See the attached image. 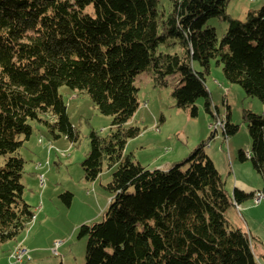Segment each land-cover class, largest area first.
I'll list each match as a JSON object with an SVG mask.
<instances>
[{"label":"trees","instance_id":"obj_1","mask_svg":"<svg viewBox=\"0 0 264 264\" xmlns=\"http://www.w3.org/2000/svg\"><path fill=\"white\" fill-rule=\"evenodd\" d=\"M230 1L168 0L160 9L159 0H0V243L16 240L34 216L23 200L19 153L31 122L54 139L78 140L58 91L67 86L112 117L107 135L89 132L81 162L87 181L103 162L116 166L102 221L79 227L84 264H262L253 237L225 216L231 202L254 194L235 187L228 195L203 142L165 169L125 152L139 134L127 122L139 106L141 73L158 87L171 78L175 107L193 117L200 98L211 113L205 75L212 60L228 82L264 103V2L242 21L227 13ZM211 19L226 23L220 40ZM243 118L251 145L239 158L264 179V113L245 110ZM222 125L225 135L239 128L229 115ZM60 197L70 203L69 192Z\"/></svg>","mask_w":264,"mask_h":264},{"label":"rangeland","instance_id":"obj_2","mask_svg":"<svg viewBox=\"0 0 264 264\" xmlns=\"http://www.w3.org/2000/svg\"><path fill=\"white\" fill-rule=\"evenodd\" d=\"M264 0H231L227 13L244 21L248 11H256ZM168 0H159L160 9H168ZM92 12V7L87 8ZM220 40L226 23L211 19ZM178 48L171 49V52ZM194 67L199 69L195 63ZM167 86H154L148 73L135 79L138 109L127 125L139 128V134L129 138L125 152L132 153L135 161L149 169H165L185 159L200 143L212 160L223 183L232 195L235 186L247 192L263 191L264 179L253 167L250 159L241 161L239 151L248 154L250 136L243 118L245 110L264 113V103L248 96L244 89L228 82L221 65L212 60L205 75L210 94L211 113L204 110L203 99L196 101L197 116L174 105L173 80ZM59 93L66 103L72 126L78 132L77 142L61 136L54 139L47 129L31 122L33 132L19 149L25 160L21 183L23 200L31 207L33 219L16 240L0 243V264H84L86 237H79V227L102 221L112 194L106 188L116 166L105 162L102 171L93 181L84 178L81 162L89 150V132L102 136L110 132L112 117L101 114L85 92L61 86ZM229 115L238 131L225 135L221 122ZM42 180V181H41ZM71 194L67 204L61 194ZM229 223L250 234L255 251L264 264V197L256 202L249 197L241 203L231 202L225 211ZM20 244L17 245V243ZM26 249L29 257L18 262L14 256L16 246Z\"/></svg>","mask_w":264,"mask_h":264},{"label":"built area","instance_id":"obj_3","mask_svg":"<svg viewBox=\"0 0 264 264\" xmlns=\"http://www.w3.org/2000/svg\"><path fill=\"white\" fill-rule=\"evenodd\" d=\"M254 197H255V201H256V202L261 201L262 198H263V192H262V191H261V192H260V191H257V192L255 193ZM14 256H15V258H16V260H17L18 262H22V260H23V258H24L25 256H26V257H29V256H28V253H27V250H23V251H15Z\"/></svg>","mask_w":264,"mask_h":264},{"label":"bare ground","instance_id":"obj_4","mask_svg":"<svg viewBox=\"0 0 264 264\" xmlns=\"http://www.w3.org/2000/svg\"><path fill=\"white\" fill-rule=\"evenodd\" d=\"M220 125H222V122L220 123ZM222 127H223V125H222ZM41 181H42V180H41ZM263 197H264V194H263ZM15 248H16L15 251H23V250H26V249L21 248L20 245H19V246H16Z\"/></svg>","mask_w":264,"mask_h":264},{"label":"crops","instance_id":"obj_5","mask_svg":"<svg viewBox=\"0 0 264 264\" xmlns=\"http://www.w3.org/2000/svg\"><path fill=\"white\" fill-rule=\"evenodd\" d=\"M249 151H250V150H249ZM169 166H170V165H169ZM166 168H167V167H166ZM235 187H236V188H238V189H240V190H243V191L247 192V190H246V189H244V188H242V187H241V188H240V187H238V186H235ZM18 244H20V242H18V243H17V245H18Z\"/></svg>","mask_w":264,"mask_h":264}]
</instances>
